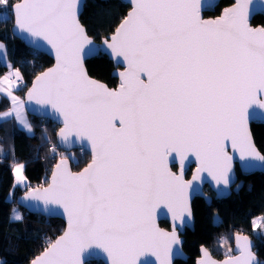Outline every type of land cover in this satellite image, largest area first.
<instances>
[{"label": "snow or ice", "instance_id": "1", "mask_svg": "<svg viewBox=\"0 0 264 264\" xmlns=\"http://www.w3.org/2000/svg\"><path fill=\"white\" fill-rule=\"evenodd\" d=\"M0 6L8 11V0ZM79 8L80 0H20L10 7L16 31L46 43L56 56L55 67L37 76L29 100L62 116V142L74 134L90 142L93 154L80 172L61 159L49 186L30 193L28 199L59 205L68 218L67 231L32 264H83L92 247L103 249L111 264H138L145 250L171 264L172 246L180 243L175 225L172 233L163 231L155 213L164 205L183 227L196 186L170 170L168 156L179 154L183 165L194 155L201 166L193 181L207 172L218 195L230 185L229 148L248 166H264L248 130L249 109H264V28L249 25L250 0H237L215 20L201 17L202 0H133L110 42L97 49ZM104 51L126 62L118 89L84 69L85 55ZM15 75L23 79L18 69ZM12 99L15 118L31 131L23 103ZM11 115L3 113L0 121ZM24 167H14L16 184L27 182ZM239 247L240 255L223 264H253L246 237ZM202 252L198 264H217Z\"/></svg>", "mask_w": 264, "mask_h": 264}, {"label": "trees", "instance_id": "2", "mask_svg": "<svg viewBox=\"0 0 264 264\" xmlns=\"http://www.w3.org/2000/svg\"><path fill=\"white\" fill-rule=\"evenodd\" d=\"M20 0H8L9 10L0 17V43L6 48L7 59L12 69L19 70L24 86L16 92L23 97L25 89L32 79L46 67L52 64V59L27 47L24 40L14 37L11 33L13 16L10 10L12 4ZM231 4L230 0H222L213 13L206 16L215 17ZM129 6L120 0H86L80 22L86 28L87 34L99 41L109 36L127 15ZM251 24L264 26V15H256ZM85 66L89 76L103 81L110 88L117 85V79L112 76L115 69L113 62L106 55L97 56L86 61ZM8 66L0 61V78L8 72ZM6 96L0 95V113L10 108ZM32 133H26L14 118L0 121V144L7 150V157L0 160V264H29L33 258L40 255L49 242L63 232L64 223L60 219H49L39 214L28 213L16 204L17 198L28 188L45 185L53 164L65 152L56 143L58 126L50 120L28 115ZM254 143L264 155V126L254 124L251 127ZM45 137L47 139H45ZM55 147L56 152H52ZM76 160L72 168L78 171L86 165L90 154L85 150H74ZM23 164L27 177L28 188L15 185L14 166ZM239 183L232 189L231 195L224 199H213L207 204L201 198H195L192 205L194 213V229H186L183 233V250L187 260H176L174 264H194L199 255V249L206 246L212 256L224 258L226 255L219 249L217 243L223 237H231L237 232L249 234L255 245L254 252L264 264V224L259 227V233L254 231V219L260 217L264 221V172L241 176L237 170ZM211 195L212 192L208 191ZM22 211L23 219H12L13 207ZM168 228L166 221L160 226ZM87 264H104L102 261Z\"/></svg>", "mask_w": 264, "mask_h": 264}, {"label": "water", "instance_id": "3", "mask_svg": "<svg viewBox=\"0 0 264 264\" xmlns=\"http://www.w3.org/2000/svg\"><path fill=\"white\" fill-rule=\"evenodd\" d=\"M102 1H106V0H102ZM120 1H122L124 4L129 6V11H128L127 15L124 17V18H126L128 16V14L132 11L133 0H120ZM220 1H222V0H202L201 17L204 20H215L223 14L225 9L233 7L235 5V3L237 2V0H230L231 4L228 5L227 8L223 9L216 17H211V16L205 17L206 12L213 13L215 11V9L217 8V5L219 4ZM19 2H17V3H19ZM85 4H86V0H80V8H79V12H78L79 21H80L81 15L83 13L82 11H83ZM11 13H12V11H11ZM260 14L264 15V0H250L248 22H249V25L254 29L264 28V26H254L251 24V21L253 20V18L256 15H260ZM12 16H13L12 30H11L12 35L14 37L21 39V40H24L27 47H30L31 49L36 50L39 53L44 54L45 56L47 55L48 57H50L52 59V64L50 66L46 67V70L38 73L32 79V82L28 85V87L25 89V93L23 95L25 112H27L28 115L36 117V118L38 117V118L50 120L51 122H54L58 126L57 131H56L55 140H56V143L58 144L59 148H61V150H63V152L69 153V152L74 151V150H85L86 152H88L90 154L89 162H87L86 165L83 166V168L80 169L79 171L73 170L71 161L68 157H61V159L67 160L68 166L72 172H80L85 167L88 166V164L91 162V160L93 158L90 142L87 141L86 139H81L80 137H77L74 134H69L67 139L62 142L61 137L58 135L59 130L62 127H64L62 116H60L59 113H57L55 110H53L50 105L37 104L35 99L29 100V98H28V92L33 88V85H34V82L36 81L37 76H39L42 72H46L48 69L55 67V65H56L55 52L46 43H44L42 41H35L34 42L33 37L29 36L26 33L16 31L15 16L13 13H12ZM122 20L120 21V23L122 22ZM81 25L83 26L82 23H81ZM119 25L117 26V28L119 27ZM116 29L109 36H107L106 38H102L99 41L94 40V38L92 36H90L89 34H88V36L92 40L93 46H95L97 49H104V47H105L104 43H103L104 40L107 39L110 42V38L114 34ZM85 30H86V28H85ZM89 47H92V46H89ZM85 52L86 53L88 52L87 47L85 48ZM98 54H100V53H98ZM98 54H88V55L84 56L83 66H84V69L86 72H87V67L85 66L86 61L97 56ZM101 54L106 55L109 58V60L113 62L115 69L112 71V76H114L117 79V85L115 87L110 88L103 81H99L96 78L89 76L88 72H87V74L91 79L96 80V81L106 85L109 89H118L119 85L121 83L119 73L126 71V67H127L126 62H124L122 60V58L115 57V56L111 55L110 51H104ZM249 112H250V116L248 119V130H249V133L251 135L252 142L254 143L253 135L251 134V127L254 124H260V125L264 126V109H249ZM254 145H255V143H254ZM255 148L260 153V151L256 145H255ZM229 155L233 156L232 172L229 174L230 178H231L230 185L227 189L221 188V192L219 195L217 193L216 188L214 187L215 182L212 181L211 177L208 176L207 172L200 173L201 179L193 181V176L197 175V171H196L197 168H199L201 166L200 161H198L194 155L189 154L184 159L183 165H181V158H180L179 154L171 153L168 156L167 163H168V167L170 168V170L178 176L181 174V172H183V179L185 181L192 182V184L194 186H196V191L191 193L190 200H189L191 218H190V221H188L183 227L180 226L179 220H174L173 213L168 211L167 207H165L164 205H161L159 208H157L156 213H155V222H156V225L158 228L162 229L163 231H165L167 233H172L173 229H174V225H175V231H176V234L179 238L180 243L174 244L172 246V254L170 256L171 264H174V262L176 260L184 261V260L188 259L187 254L183 250V246H182L183 241H184L183 233L185 232L186 229H189L191 231L194 229V213H192V205H193V200L195 198H201L207 204L210 205L212 203L211 201L214 198L215 199H224L225 197L231 195V193L233 191L232 189L235 187V185L240 180L238 178L237 170H239L241 176H243V177H246V175L254 174L256 172H264V166H261L260 162H254L255 166H248L249 162L241 161L238 157V153H233L230 148H229ZM61 159L57 160L56 163L54 164L53 168L51 169L50 174L48 175L49 178H48V181L45 185L40 186V187L31 188L29 191H26L22 195H20L16 201V204L18 207L23 208L24 210H26L30 214L31 213L39 214V215H41V216L43 215L49 219L56 218V219H60L61 221H63V223H64L63 232L61 234H59L57 237H55L53 239V242H55L56 239H58L60 236H62L64 234L65 231H67V228H68L67 214L64 212L63 208L60 207L59 205L50 204V205L45 206L43 200L33 201V200L28 199V197H29L30 193L32 192V190L39 189L42 192L44 188H47L49 186V184L51 183L52 172L55 170V165L57 163H59ZM208 191H211L213 195L208 193ZM201 192L203 193L202 195L199 194ZM186 220H188L187 217H186ZM161 221H166L167 224L169 225V227L166 228V227H163L162 225L160 226ZM237 236H239L241 238L239 241L237 240ZM245 237L247 238V240L251 246V251L253 253V256L255 257L253 264H257V262H258V264H260V258L254 252L255 243H254L252 237L249 234L247 235L245 233H240V232H237L233 236L234 247H233V251H232L231 256H227L224 258H218V257L216 258V257L212 256L211 252L209 251V249L206 246L205 247L202 246L199 249V255L196 258L194 264H198L199 261L205 259V256L202 252V248L207 251L208 255L213 260H215L217 262V264H223V262L228 257L239 256L240 255L239 245H242L243 238H245ZM45 249L43 250V252L45 251ZM43 252L40 255L33 258V260L29 264H32V262L37 257L41 256L43 254ZM162 255L163 254L161 253L160 257L158 258L157 255L153 254L152 250H145L139 255L138 264H161ZM82 258H83V264H87L88 262H94V261H98V260L102 261L104 264H111V258L108 256V254L106 252L103 251V249H100V248L92 247V248L86 249L83 253Z\"/></svg>", "mask_w": 264, "mask_h": 264}, {"label": "rangeland", "instance_id": "4", "mask_svg": "<svg viewBox=\"0 0 264 264\" xmlns=\"http://www.w3.org/2000/svg\"><path fill=\"white\" fill-rule=\"evenodd\" d=\"M3 15H4V10H3V6H0V17H3ZM5 48V47H4ZM7 54H6V50L4 49V51H3V49H2V52H1V50H0V61L2 62V63H4V64H8L10 61H9V59H7V56H6ZM9 61V62H8ZM11 65V64H10ZM8 72L4 75L5 76V78H7V80H5V78H3L2 80H0V87L1 88H3V86H5L6 88H4V89H7V91H9V92H15L16 90H19V85L14 81L13 82V80H12V78H14V76H16L15 75V72H16V70H14V69H12V67H8ZM8 80H10V81H12V84H11V86L8 84ZM24 85H22L21 87H23ZM18 88V89H17ZM4 89H3V92H4ZM12 94V93H11ZM8 95V94H7ZM18 93L16 92L15 94H12L9 98H10V102H12V105L10 104V108L8 109V110H5L4 112H1L0 113V115H2L3 113H5V112H12V115L11 116H14L15 117V111H14V109H15V107H16V102L15 101H13V99H12V96H15V97H17L18 98V100L19 101H21L22 103H23V107H22V109H21V112H22V115H23V117L28 121V123H29V118H28V113L27 112H25V108H24V102L22 101L23 100V97H18ZM10 117V116H9ZM5 119H7V118H5ZM17 120V119H16ZM17 124L26 132V133H28V134H31L32 133V127H31V131H28L27 129H25L21 124H20V122L17 120ZM30 125H31V123H29ZM61 157H68L69 159H70V161L72 162V161H75L77 158V156H76V153L75 152H73V151H71V152H69V153H63L62 155H61ZM61 157L59 158V159H61ZM58 159V160H59ZM89 160H90V157H89ZM89 160H88V162H89ZM56 163V162H55ZM54 163V164H55ZM53 164V165H54ZM15 167V166H14ZM79 171V170H78ZM13 173H14V170H13ZM14 178H15V173H14ZM239 183V182H238ZM237 183V184H238ZM236 184V185H237ZM15 185L16 186H21V187H23V188H28V184H16L15 183ZM235 185V186H236ZM40 186H43V185H40ZM39 186V187H40ZM31 189V188H30ZM29 188L26 190V191H29L30 190ZM25 191V192H26ZM13 212H12V219H13V216L16 214V213H18V214H20L21 216H22V211L21 210H19V208H17V206H14L13 207ZM254 221V231L253 232H255L256 234H258L259 233V227H261V226H263V224H264V221L260 218V217H258V218H256V219H254L253 220ZM233 238V237H232ZM223 241V242H222ZM219 246H221V248L219 249L222 253H224L226 256L225 257H227V256H231L232 255V251H233V247H234V244H233V241L231 240V237H223V238H221L219 241H218V243H217ZM261 264H263V263H261Z\"/></svg>", "mask_w": 264, "mask_h": 264}, {"label": "crops", "instance_id": "5", "mask_svg": "<svg viewBox=\"0 0 264 264\" xmlns=\"http://www.w3.org/2000/svg\"><path fill=\"white\" fill-rule=\"evenodd\" d=\"M5 50H6V48H4ZM4 49H3V51H4ZM1 50V52H2V49H0ZM7 56V55H6ZM9 62V61H8ZM9 68L11 67V65H10V62L8 63V64H6ZM3 78H5V76L3 75V77H1L0 78V80H2ZM4 88H6L5 86H3V88H1L0 87V95L1 96H6V98H8V100H9V102H10V96L9 95H7L8 93H9V91H7V89H4ZM3 89H4V92H3ZM12 94H15L16 93V91L15 92H11ZM18 97H20L19 95H18ZM23 101V100H22ZM11 103V105H12V102H10ZM14 118L15 119V121L17 122V120H16V118L14 117V116H10V117H7V118ZM26 184H27V182H26Z\"/></svg>", "mask_w": 264, "mask_h": 264}, {"label": "built area", "instance_id": "6", "mask_svg": "<svg viewBox=\"0 0 264 264\" xmlns=\"http://www.w3.org/2000/svg\"><path fill=\"white\" fill-rule=\"evenodd\" d=\"M13 82L15 81L18 85L19 88H21L22 85H24V81L23 80H17L16 76H14V78H12ZM7 157V150L5 149L4 146H2L0 144V160H4Z\"/></svg>", "mask_w": 264, "mask_h": 264}, {"label": "flooded vegetation", "instance_id": "7", "mask_svg": "<svg viewBox=\"0 0 264 264\" xmlns=\"http://www.w3.org/2000/svg\"><path fill=\"white\" fill-rule=\"evenodd\" d=\"M216 17V16H215Z\"/></svg>", "mask_w": 264, "mask_h": 264}]
</instances>
